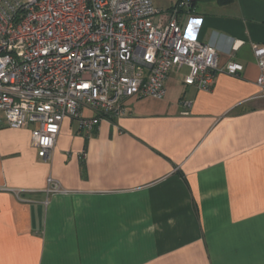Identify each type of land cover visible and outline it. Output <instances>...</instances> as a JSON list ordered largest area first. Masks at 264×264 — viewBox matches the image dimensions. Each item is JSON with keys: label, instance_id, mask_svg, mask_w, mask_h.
<instances>
[{"label": "crops", "instance_id": "1", "mask_svg": "<svg viewBox=\"0 0 264 264\" xmlns=\"http://www.w3.org/2000/svg\"><path fill=\"white\" fill-rule=\"evenodd\" d=\"M189 1L184 34L220 65L241 64L237 75L200 90L173 70L163 98H130L89 133L64 118L46 159L30 127L0 112V264H264V95L251 49L264 44V0Z\"/></svg>", "mask_w": 264, "mask_h": 264}, {"label": "built area", "instance_id": "2", "mask_svg": "<svg viewBox=\"0 0 264 264\" xmlns=\"http://www.w3.org/2000/svg\"><path fill=\"white\" fill-rule=\"evenodd\" d=\"M189 0L166 9L153 0H0V112L6 126L30 127L37 156L47 158L64 118L89 133L124 112L130 98H163L173 70L181 82L209 90L220 65L209 43L187 37L179 20ZM264 95V44H252ZM181 114L192 100L181 98ZM89 108L93 117H82ZM48 191L59 190L50 177Z\"/></svg>", "mask_w": 264, "mask_h": 264}, {"label": "rangeland", "instance_id": "3", "mask_svg": "<svg viewBox=\"0 0 264 264\" xmlns=\"http://www.w3.org/2000/svg\"><path fill=\"white\" fill-rule=\"evenodd\" d=\"M48 157H49V156H48ZM48 157H47V158H48ZM45 159H46V158H45ZM48 178H49V177H48Z\"/></svg>", "mask_w": 264, "mask_h": 264}]
</instances>
